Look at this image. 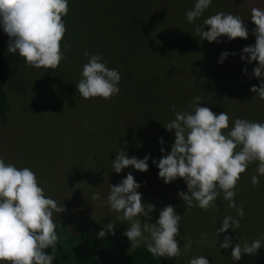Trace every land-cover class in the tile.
<instances>
[{
  "label": "rangeland",
  "instance_id": "1",
  "mask_svg": "<svg viewBox=\"0 0 264 264\" xmlns=\"http://www.w3.org/2000/svg\"><path fill=\"white\" fill-rule=\"evenodd\" d=\"M195 3L196 0H68V14L62 17L67 29L61 41L65 58L59 67L37 69L20 61L3 70L8 80L10 110L5 120L0 119V158L36 173L46 196L65 206L66 211L54 213V219L64 220L71 234H79L87 221L105 226L114 223L120 238L131 248L123 235L127 222L117 221L121 214L91 199L93 193H99L106 201L109 185L118 184L131 173L141 185L137 191L142 193V202L155 205L150 222L155 223L159 212L169 204L182 215L180 235L176 237L182 254L169 259L171 264H188L197 256H204L210 264H264V247L255 255L242 254L239 261L232 259L231 247L220 248L225 235L232 237L233 247L264 237V176L259 177L258 186L251 183V177L258 175L256 163L241 174L235 189L236 203H242L244 209V216L237 217L240 228H229L218 238L216 230L224 217H235L236 209L229 208L220 196L216 210L193 207L187 211L178 196L180 191L187 192L185 181L177 178L165 184L153 163L170 153L175 140L174 130L169 132L164 125L175 118L176 111L188 110L194 97H201V106L217 114L226 112L230 128L236 118L264 122V100L250 91L261 82L253 74L257 62L248 64L241 59L242 49L254 45L256 39L251 8H264V0H212L201 17L189 23L186 13ZM135 12H142L149 22L141 35L128 29V13ZM217 12L239 15L249 30L248 38L201 40L196 27ZM79 27L82 31L78 30L76 45L73 29ZM203 29L207 31L209 27L204 25ZM8 40L0 27L1 51L7 50ZM65 44L69 46L67 50ZM145 50H150V58L143 55ZM86 51L102 55L107 67L119 71L118 95L109 100L79 95L75 85L89 59L84 56ZM225 51L230 54L219 63ZM220 88L222 93L217 96ZM141 95L147 96L145 101ZM121 151L129 158L143 159L148 155V171L129 166L116 173L112 160ZM145 219L141 217L142 222ZM202 233L207 234L206 240L196 243ZM189 239L193 244L185 253L184 244Z\"/></svg>",
  "mask_w": 264,
  "mask_h": 264
},
{
  "label": "clouds",
  "instance_id": "2",
  "mask_svg": "<svg viewBox=\"0 0 264 264\" xmlns=\"http://www.w3.org/2000/svg\"><path fill=\"white\" fill-rule=\"evenodd\" d=\"M212 0H196L194 7L187 11L189 23L201 17L211 5ZM68 0H0V27L9 37L7 51L18 53L27 65L37 69L55 70L65 58L61 51V41L67 31L62 17L68 14ZM251 20L255 44L242 49L241 59L248 64L253 61L257 66L253 74L260 79L259 87L250 89L264 100V8L252 7ZM209 27L205 31L203 26ZM201 40L220 42L218 38L226 36L228 40L247 39L249 30L239 15L217 12L204 19L195 29ZM69 46L64 45L65 50ZM229 52L221 53L219 63H223ZM236 55V53H231ZM88 62L83 65L81 79L75 85L84 99L95 97L109 100L118 95L121 75L117 69L107 67V61L100 54L85 52ZM247 73V68L243 69ZM202 98L194 97L188 110L175 112V118L164 127L175 132V140L170 153L163 155L153 163L159 169V178L165 184L181 178L187 185V192L180 191L187 211L199 207L203 211L216 210V200L222 196L229 208L236 209V216L226 215L222 226L216 230L217 238L229 228H240L239 218L244 216L243 204L236 203V186L249 165L256 163L258 175L251 177V183L258 186L259 177L264 176V122L236 118L229 127L230 118L226 112L219 114L209 107L201 106ZM228 130L225 132L224 130ZM163 145V138L159 139ZM161 152L164 148L161 147ZM149 156L138 159L128 157L123 151L112 160L116 173L132 166L140 172L149 169ZM140 184L129 173L118 184L109 185L107 200L99 193H93L91 199L105 203L111 210L120 213L117 221H126L127 230L123 233L131 242V249L143 244L155 257L168 259L181 256V247L176 239L180 235L182 215L177 214L171 204L159 212L155 223L150 222V214L155 205L142 202ZM66 211L65 206L46 196L39 185L36 173L28 167L18 168L0 158V264H53L56 258V245L59 237L56 233L54 213ZM186 211V212H187ZM185 212V213H186ZM141 217L147 219L141 220ZM106 228L113 235L114 223ZM146 234V235H145ZM105 231L98 233L103 237ZM207 234L202 233L196 243H203ZM193 241L184 244V252L191 250ZM232 248L231 257L239 261L242 254H257L264 247V237L251 244L232 246V237L225 235L220 248ZM51 248V253L46 250ZM188 264H210L204 256L193 257Z\"/></svg>",
  "mask_w": 264,
  "mask_h": 264
},
{
  "label": "trees",
  "instance_id": "3",
  "mask_svg": "<svg viewBox=\"0 0 264 264\" xmlns=\"http://www.w3.org/2000/svg\"><path fill=\"white\" fill-rule=\"evenodd\" d=\"M130 16L129 30L131 33L143 34L149 26L148 20L144 19L142 12L128 13ZM81 27L74 28L73 34L76 42H79ZM146 35V34H145ZM146 58H150V50L143 51ZM121 58V57H120ZM25 61L18 53H9L7 50H0V119L5 120L10 110V93L8 80L3 70L6 66L15 62ZM122 64V58L120 59ZM222 89L218 90L220 96ZM147 96L141 95L140 99L145 101ZM139 99V100H140ZM158 99V98H157ZM56 233L59 237L56 248V258L53 264H171L166 257L152 256L141 244L139 248H128L114 229V235L109 232L106 226L100 222L87 221L83 224L79 234H71L68 231L67 223L64 220L55 221ZM105 231L103 237H99L100 231ZM51 253V248L46 250Z\"/></svg>",
  "mask_w": 264,
  "mask_h": 264
}]
</instances>
